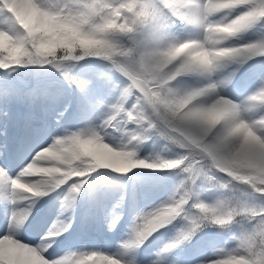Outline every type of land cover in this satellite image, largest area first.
<instances>
[{"label": "clouds", "instance_id": "1", "mask_svg": "<svg viewBox=\"0 0 264 264\" xmlns=\"http://www.w3.org/2000/svg\"><path fill=\"white\" fill-rule=\"evenodd\" d=\"M0 2L15 21L0 30V72L51 76L59 99L64 91L88 97L79 127L64 123L69 101L57 112L56 134L15 176L0 166V264H140L139 251L168 229L147 264H177L166 257L209 229L227 238L193 264H264V74L234 95L242 70L264 62V0ZM84 65L96 66L91 78L81 74ZM94 83L104 95H89ZM149 142L162 147L142 157ZM137 170L167 173L176 184L166 200L134 215L119 245L123 261L50 255L71 230L86 185L100 174L123 182ZM53 194L57 218L26 243L37 205ZM121 219L110 216L107 231Z\"/></svg>", "mask_w": 264, "mask_h": 264}, {"label": "rangeland", "instance_id": "2", "mask_svg": "<svg viewBox=\"0 0 264 264\" xmlns=\"http://www.w3.org/2000/svg\"><path fill=\"white\" fill-rule=\"evenodd\" d=\"M95 71V65H84L81 68V74L88 75L90 78ZM53 79L54 78L51 76L37 78L32 72H26L24 70L11 75H6L5 73L0 72V152L3 153V155L0 156V166L8 169V159H10L11 161L10 164H16L20 160H22L21 162H24L26 158H30L32 154L30 146L31 144L30 140L26 136L27 132L33 130L32 128H35L36 125H41V131L39 130L38 133L47 137L48 140H50L52 135L56 134L58 129L54 118H52V122L49 125L45 123H43L42 125V119H40V116H42V106L45 105V103L48 101V98L53 97L54 102L59 105L60 89L58 88V86L52 83ZM89 95L91 97L101 96L104 95V90L101 89L98 84L94 83L92 88L89 90ZM63 98L68 99L72 103L71 105L74 104L75 108V111L73 113L68 112L67 118L64 120V123L72 128L79 127L84 122V119L88 116H85L87 112L85 109L88 104V97H80L75 91H72L71 93L64 91ZM68 100H66L65 103H68ZM62 105L64 107L66 104ZM47 127L50 128V130ZM21 134L23 135L22 137H20ZM26 140H28V143L25 145ZM17 141V149L21 148L22 152H17V149H15ZM21 141L23 143H20ZM161 147V144H153L149 142L143 145L140 155L147 158L150 154L160 151ZM13 153V157H15L16 159L11 157ZM150 172L155 174V177H153L150 181H153L154 179L160 181L159 184L155 185L156 191L160 189H164V191L166 190L167 193L165 194V196L167 199L168 196L171 195V193L174 191L176 179L167 173L152 171ZM138 176L143 177V175H141L140 173H130L123 182H120L117 181L114 176L100 174L96 176V178L92 180L89 185H86L84 193L79 199L78 203L81 200H90L92 197L94 198V196L97 195L98 192H100L99 187H101L104 182H112V180L117 181L116 183L118 187H120V192L123 193L124 191L128 190L131 182L134 183ZM146 186L147 185L145 184L142 185V187ZM212 196H214V194L206 196L205 199H211ZM109 199H105V201L101 200V202L98 203L102 206L105 204H109ZM114 200L118 201L116 197ZM94 207H92V210H95V208H97ZM57 209V195L53 194L51 197L45 198L39 205H37L32 219L37 220L40 215L46 214L45 216L47 224L50 215H52L53 213L52 211H56ZM119 216L124 217L121 219V229L129 237V227L131 225L132 219L123 216V214L121 213H118L114 217ZM45 227L46 226L44 219V224H42V227L40 226V228H38L39 234H42L45 231ZM73 227L74 226H72V228ZM29 229L31 228L29 227ZM29 229L25 232L24 235H28V233L31 232ZM172 232L173 229H168L165 231V233L163 234V238H161L160 240V244H158L160 245V250H162L164 245L168 242L170 236L172 235ZM109 234L110 233H106V235ZM1 235H4V232ZM69 235L71 240H73L74 233L73 235L72 233ZM226 238L227 233H222L215 229H209L201 234V236H199L192 245L182 250H177L176 252L168 255V257H170L172 261H176L177 263H181L183 261H188L198 257H206L212 248L223 245ZM94 241L99 242L98 240Z\"/></svg>", "mask_w": 264, "mask_h": 264}, {"label": "bare ground", "instance_id": "3", "mask_svg": "<svg viewBox=\"0 0 264 264\" xmlns=\"http://www.w3.org/2000/svg\"><path fill=\"white\" fill-rule=\"evenodd\" d=\"M258 33L253 32L249 34L248 37H246V40L255 39ZM264 74V62H253L250 63L248 66H246L242 72L240 73L237 84L234 89V95L236 97L242 96L245 93L252 90V88L256 85L257 79L259 75ZM54 93V92H53ZM68 99L62 98L59 99V105L54 102L53 97L48 98V101L45 103V105L42 106V113L40 116V119H42V125L43 123H46V119L43 116H47L48 120L51 121L52 118H56L57 112L63 108L62 104H67L65 101ZM69 101V100H68ZM72 104V103H71ZM41 111V108H40ZM75 111L74 104L71 105V109L69 110L70 113H73ZM47 114V115H46ZM88 115L86 112L85 116ZM44 124V125H45ZM51 124V123H50ZM48 125V124H47ZM53 126V125H52ZM45 127V126H44ZM48 128V127H47ZM30 132H27V138L30 140V146H31V152L34 154L35 150H38L40 146L43 144L45 145L50 140H48L47 137L44 135H39L38 132L41 129V125H36L35 128H32ZM46 129V128H45ZM55 131V130H54ZM20 143H23L22 141ZM28 143V140H26L25 145ZM29 145V144H28ZM22 150L21 148L17 149V152ZM16 152V153H17ZM16 159L15 157H13ZM29 158V157H28ZM26 158V159H28ZM12 163L10 164V159H8L7 167L9 174L11 176H15L16 172L19 170L20 166L23 162ZM25 161V160H24ZM136 174L140 173L142 176H138V178L134 181V183L131 182L129 185V188L127 191H124L123 193L120 192V187L117 185V181L112 180V182H104L101 187H99V191L97 195L92 197L93 200H81L75 207L74 213H73V224L75 225H82L83 224V217L87 219V222L91 223L90 225H97V226H104L106 227V223L108 221V218L110 216L114 217L118 214V212H123L125 217L133 219L134 215L137 214L139 211L147 209L149 207L155 206L162 201L166 200L165 194L167 193L166 190L160 189L156 191L155 185L159 184L160 181L157 179H154L153 181H150L153 177H155L154 173H151L148 170H137L134 172ZM134 175V174H133ZM116 183V184H115ZM147 185L146 187H142V185ZM157 187V186H156ZM154 191V192H153ZM121 194H120V193ZM96 194V193H95ZM102 194V195H101ZM109 195V196H108ZM118 195V196H117ZM115 197L118 201H115ZM110 198V199H109ZM105 199H109V204L101 205L98 202H101V200L105 201ZM102 201V202H103ZM97 205V206H96ZM97 208H95V207ZM92 207L95 208V210H92ZM93 208V209H94ZM39 212V211H38ZM52 215H50V218L46 224V214L40 215L37 220H33L31 222L29 229L31 232L28 233V235H23L22 239L26 243H34L36 239L39 237V231L37 230L40 226L42 227V224H44L45 219V231L48 228V226L57 218L58 216V209L56 211H52ZM80 214L79 217L78 215ZM124 218V217H122ZM125 220V219H124ZM42 229V228H41ZM117 231H120V227L118 226L116 228ZM166 230H164L162 233L157 234L156 237H154L152 240H150L138 253V259L140 264H147L149 260H153L156 258V254L161 252L160 250V240L163 238V234ZM4 232L3 228V210L0 209V236ZM71 230L65 234L64 237L60 239L58 244L55 246V248L50 253L51 256H58L66 251H77L79 253H90V252H96L100 254H107L114 256L116 258L121 259L122 261L125 259L124 254L121 252V249L119 247H115L108 241L106 244L100 242H95L94 240H87L84 242L83 238L81 237L79 242H75L73 246L68 243L70 242V235L69 233ZM74 232V230H73ZM121 232V231H120ZM73 234V233H72ZM104 234V232H102ZM113 237H116V234L113 235ZM108 238V237H107ZM110 238V237H109ZM120 240L123 238V242L129 239V237H126V235H120ZM102 245V246H101ZM204 257H198L195 259H191L188 261H183L181 263L177 264H193V262L197 259H201ZM167 261L171 262L172 260L170 257H166Z\"/></svg>", "mask_w": 264, "mask_h": 264}, {"label": "snow or ice", "instance_id": "4", "mask_svg": "<svg viewBox=\"0 0 264 264\" xmlns=\"http://www.w3.org/2000/svg\"><path fill=\"white\" fill-rule=\"evenodd\" d=\"M9 26V30L15 26V21L12 16L7 13V10L3 6V2H0V30H4L5 26Z\"/></svg>", "mask_w": 264, "mask_h": 264}]
</instances>
